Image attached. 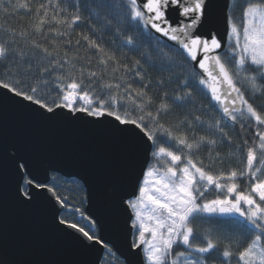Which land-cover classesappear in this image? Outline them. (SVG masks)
Listing matches in <instances>:
<instances>
[{"label": "snow or ice", "instance_id": "obj_1", "mask_svg": "<svg viewBox=\"0 0 264 264\" xmlns=\"http://www.w3.org/2000/svg\"><path fill=\"white\" fill-rule=\"evenodd\" d=\"M234 7L231 0H0L4 18L20 10L30 18L0 27V117L13 109L143 153L136 191L118 196L133 237L129 255L141 264H264V0H242L239 18ZM80 24L86 31L70 56ZM81 42L92 54L86 63ZM176 109L183 115L167 121ZM225 144L227 154L219 151ZM205 147L208 162L194 160ZM232 160L241 167L225 171ZM6 173L18 205L51 193L55 230L130 264L91 211L57 195L30 156L0 135V184ZM0 264L10 262L0 256Z\"/></svg>", "mask_w": 264, "mask_h": 264}, {"label": "water", "instance_id": "obj_2", "mask_svg": "<svg viewBox=\"0 0 264 264\" xmlns=\"http://www.w3.org/2000/svg\"><path fill=\"white\" fill-rule=\"evenodd\" d=\"M216 27L219 38L226 41L224 24ZM0 135L10 149L30 156L37 178L49 181L54 173L79 181L89 197L83 208L97 217L99 230L115 246L113 251L119 249L130 264H141V257L129 255L132 234L125 223L127 216L118 207V196L136 191L142 152L133 154L125 142L101 132L40 124L13 109L0 117ZM13 187L14 180L6 173L0 184V256L10 264H98L97 256L104 253L85 249L52 227L50 204L56 201L51 193L25 207L12 197Z\"/></svg>", "mask_w": 264, "mask_h": 264}, {"label": "trees", "instance_id": "obj_3", "mask_svg": "<svg viewBox=\"0 0 264 264\" xmlns=\"http://www.w3.org/2000/svg\"><path fill=\"white\" fill-rule=\"evenodd\" d=\"M231 3L236 5L233 9H231V14L235 15L237 18L241 16V8L240 5L242 3V0H231ZM30 22V18L26 15H24L23 10H20L19 12H13L12 15L8 16L7 18H4L2 14H0V27H13V28H20L21 26H26ZM81 31H86V27L84 24H80L79 27L76 28V31L72 33V43L73 47L69 50V55H73L76 53V48L74 47L76 39H78V33ZM104 40H109V34H105ZM107 47H111L110 44L106 45ZM88 55H92L91 53H86L84 42H81V46L79 48V62L86 63L85 57ZM117 55L119 56V51L117 52ZM131 55V54H130ZM93 66L95 64V57L93 56ZM136 87V85H134ZM184 109H176L173 113H170L168 117L165 119L169 122H176L180 119V117L183 115ZM200 134H203V130H200ZM234 135V134H233ZM219 151L223 154L229 153L230 149L228 148L227 144L221 146L219 148ZM209 158V152L208 148L205 147L198 153L194 154L193 159L194 160H200L203 159L205 163L208 162ZM224 170L227 171L230 167L240 168L241 165L236 161L232 160L230 163L224 164ZM213 171H215V168H213ZM50 186L53 187L54 191L57 195L64 197L67 196L71 203L76 204L77 206L84 207V204H81L80 201L84 198V189L79 181H77L74 178H64L59 176L58 174H50L49 178ZM241 188L246 187V181H241ZM215 196V192L210 193L208 198H213ZM71 219V216L69 217ZM103 258L106 261H112V264H122L121 260L119 258H113L109 257L105 254H103ZM235 264V262H233Z\"/></svg>", "mask_w": 264, "mask_h": 264}, {"label": "rangeland", "instance_id": "obj_4", "mask_svg": "<svg viewBox=\"0 0 264 264\" xmlns=\"http://www.w3.org/2000/svg\"><path fill=\"white\" fill-rule=\"evenodd\" d=\"M157 164V166L161 169V170H164L165 168V163L163 161H160V162H154ZM133 238V237H132Z\"/></svg>", "mask_w": 264, "mask_h": 264}]
</instances>
